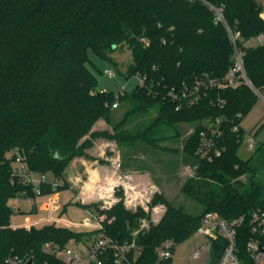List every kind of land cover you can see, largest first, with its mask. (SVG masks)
<instances>
[{
	"label": "trees",
	"instance_id": "obj_1",
	"mask_svg": "<svg viewBox=\"0 0 264 264\" xmlns=\"http://www.w3.org/2000/svg\"><path fill=\"white\" fill-rule=\"evenodd\" d=\"M218 8L224 22L215 21ZM228 28L241 35L238 47L252 88L224 84L234 64ZM260 34L264 0H0V264L15 256L22 264H65L53 250L95 234L53 223L11 226L20 211L9 200L23 192L36 197L15 173L14 152L28 173L51 174L59 182L55 190L51 181L41 185L40 195H50L69 188L65 170L74 159L88 157L98 140L114 142L131 160L134 148L151 155L177 153L161 143L189 127L182 156L169 171L193 169L180 191L199 205L198 213L160 192L147 205L162 207L156 221L142 207H125L122 189L115 191L119 201L107 208L99 201L76 202L102 214L103 228L115 241L134 239L132 264H171V256L159 258L161 247L169 242L173 249L189 238L207 213L231 219L264 210V139L255 156L243 159L238 153L245 137L240 121L258 98L253 89L264 97V45L247 43ZM124 47L132 59L124 77L142 82L119 96L127 109L114 122L115 93L97 90V68L88 52L109 60ZM208 80L215 83L209 86ZM196 83L207 85L196 103L169 95ZM145 115L151 116L147 123L127 128L131 118ZM203 136L210 141V157L199 153ZM35 209L32 204L30 212ZM211 247L217 261L223 242ZM102 259L114 264L109 256Z\"/></svg>",
	"mask_w": 264,
	"mask_h": 264
},
{
	"label": "rangeland",
	"instance_id": "obj_2",
	"mask_svg": "<svg viewBox=\"0 0 264 264\" xmlns=\"http://www.w3.org/2000/svg\"><path fill=\"white\" fill-rule=\"evenodd\" d=\"M259 1L263 2V0ZM251 45L257 46L258 43L256 40H252ZM88 55L97 68V71L93 69L98 80L97 90L113 93L120 91L129 93L139 82L137 76H132L128 79L124 77L126 68L132 60L127 48L124 47L122 50L114 51L110 55L109 60H103L97 57L92 51H89ZM109 72L113 73L114 76L109 75ZM126 109V104L119 105L116 109H113V121L117 122L120 120ZM151 113H155V110H152ZM149 118L151 116H135L129 120L127 128L131 129L140 124H145L149 121ZM240 127L245 133V139L238 153L243 159H248L256 155V149L259 146L258 143L264 139V101L261 98H257L253 107L241 119ZM188 132L189 127L183 125L181 126L179 138L165 140L161 143V146L174 149L177 153L156 152L155 155H151L143 153L139 148H134V157L131 160L126 156L128 152L125 149L119 150L114 142H110L112 145L110 147L118 150L122 157L121 162L123 167L120 164V169L117 170L118 174L120 172L128 173L129 178H125L123 184L111 189L107 195L104 194V197L97 200L101 203L102 208L110 207L113 203L119 201V197L115 195V191L122 189L125 207L133 211L137 207H142L145 211H150L151 221H156L162 211V207L160 206H156L151 210L147 206L155 192L162 193L169 201L176 205H183L187 212L192 214L198 213L200 211L199 205L187 199L180 191L183 182L193 174V169L188 166H180L175 172L169 171L171 165L182 156L181 149ZM255 134L256 136L253 138L254 147L253 149H249L247 139L249 136L253 137ZM12 154L13 152H9L7 156L11 157ZM115 165H117V162ZM12 166L13 168H18L21 164L13 161ZM68 172L67 170L66 173ZM31 176L33 179H39L41 177L37 173H31ZM43 176L51 180L53 178L51 174H45ZM60 183L62 184L63 181H60ZM73 189V187H69L50 195H37L32 200L36 206V211L33 213L30 212V204L21 202L19 198L10 199L8 202L10 208L20 211V213L12 215L13 225L18 227L33 220L47 218L48 215L53 216V218L59 217L66 219L75 224L90 220L89 215L76 204L77 197ZM93 213L97 216L104 217L102 214H97V212L93 211ZM40 224H46V221H40ZM145 224H148L147 221ZM70 228L81 231L85 230L84 227L73 226ZM208 244L207 238L194 233L172 249L171 264H215L216 252ZM69 245L80 251L84 250L83 246H77L74 243H70ZM200 248L201 250H199ZM195 253H198L197 257H194Z\"/></svg>",
	"mask_w": 264,
	"mask_h": 264
},
{
	"label": "built area",
	"instance_id": "obj_3",
	"mask_svg": "<svg viewBox=\"0 0 264 264\" xmlns=\"http://www.w3.org/2000/svg\"><path fill=\"white\" fill-rule=\"evenodd\" d=\"M215 21L224 22L222 8L215 10ZM228 33L234 49V64L226 74L224 84L227 87H233L240 82H244L247 86L252 88L245 74L243 53L238 47V43L243 42L241 35L238 31H232L229 28ZM255 40L258 45H264V34L258 35ZM251 41L252 40L247 43ZM108 74L114 76L111 72ZM138 79L139 82H142L141 78L138 77ZM208 83L209 86H212L215 82L213 80H208ZM217 85L220 86L221 84L219 83ZM203 86L206 87L207 85L203 83H196L190 87L183 85L180 94L177 95L170 92L169 95L172 98L184 99L187 100L188 103L193 104L201 99ZM253 91L257 97L264 101L263 96L256 90L253 89ZM122 93L121 91L115 93V101L111 104V109H116L119 106L118 99ZM233 131H237V127H234ZM202 139L203 142L199 148V153L203 157H210V141L204 136ZM247 142L249 144V149H253V137L249 136ZM14 154V161L21 164L17 152H14ZM214 154L215 156H219L220 151L215 149ZM14 169L15 173L21 177L23 183L31 186V191L35 196L40 195V187L43 183L51 181L50 187L52 190H55L58 186L59 182L57 180H48V178L43 175L39 179H33L22 164L20 167ZM19 200L27 204L32 203V198L28 197L26 192H23L19 196ZM89 217L90 220L81 223V225L59 217H47V219L44 220L46 223H53L57 226L64 227H84L85 229L95 231L93 237L77 244V246L80 245L84 247L83 251L72 248L68 244L62 249L53 250V253L65 264H104L102 256L111 257L114 264H132L134 255L130 256V252H136L134 239L130 242L115 241L106 234L103 228L102 221L104 217L94 215L91 212L89 213ZM29 225L36 224L32 223L27 226ZM195 233L207 238L209 242L208 245L218 240L223 242L221 254L215 264H264V210L252 211L231 219L221 218L216 213H207L202 217ZM171 249V244L169 242L165 243L158 252L159 258L168 259L171 256ZM199 250H201V248ZM197 256L198 253H195L194 257ZM6 263L22 264L23 262L15 256L8 258Z\"/></svg>",
	"mask_w": 264,
	"mask_h": 264
},
{
	"label": "crops",
	"instance_id": "obj_4",
	"mask_svg": "<svg viewBox=\"0 0 264 264\" xmlns=\"http://www.w3.org/2000/svg\"><path fill=\"white\" fill-rule=\"evenodd\" d=\"M251 42H249L250 45ZM110 146H112L110 141H96L94 146L88 150V157L74 159L65 170L64 178L68 182L69 187L74 188L73 190L77 197L76 202H80L83 205L98 202L97 200L104 197V194L107 195L111 189L123 184L125 178H129L128 173L120 172L121 174H118L117 170L120 169V164H122V157L118 150L113 149ZM115 156L116 158H114ZM116 162L117 165H115ZM67 170L69 171L68 173H66ZM119 179L120 181L118 182ZM32 204L35 203L32 202L30 204L31 207ZM84 211L89 215L90 212L88 210ZM48 217L53 218L51 215H48ZM45 219L47 218L33 220L18 227L27 226L32 223L39 224L40 221H44ZM85 221L80 222L79 224L84 223ZM11 226L15 227L12 223V219ZM85 230L87 231L90 229Z\"/></svg>",
	"mask_w": 264,
	"mask_h": 264
},
{
	"label": "water",
	"instance_id": "obj_5",
	"mask_svg": "<svg viewBox=\"0 0 264 264\" xmlns=\"http://www.w3.org/2000/svg\"><path fill=\"white\" fill-rule=\"evenodd\" d=\"M28 264H32L31 260L28 261Z\"/></svg>",
	"mask_w": 264,
	"mask_h": 264
}]
</instances>
